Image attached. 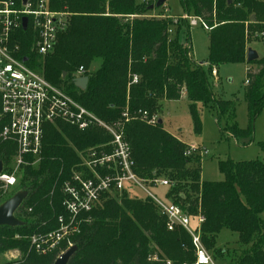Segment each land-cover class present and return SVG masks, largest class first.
I'll return each mask as SVG.
<instances>
[{
  "label": "trees",
  "instance_id": "16d2710c",
  "mask_svg": "<svg viewBox=\"0 0 264 264\" xmlns=\"http://www.w3.org/2000/svg\"><path fill=\"white\" fill-rule=\"evenodd\" d=\"M13 1L22 6L23 0ZM100 1L49 0L50 8L65 7L73 17L59 34L53 51L43 58L35 52L36 33L32 26L29 24L25 30L19 27L16 43L20 53L32 60L28 64L107 123L122 120L128 96L133 109L149 108L152 112L157 111L162 100L181 99L186 90L197 131L200 120L195 105L203 101L217 110L219 119L229 120L224 132L235 138L252 139L254 122L264 109V93L260 92L264 56L248 61L256 62L259 69L250 68L247 73L249 126L240 129L234 122V102L218 98L212 89L207 62L196 64L189 42L180 41V33L191 26L188 19L138 17L151 10V5L143 7L136 0H111L112 12L107 14L101 11ZM181 3L185 13L192 12L210 28L211 75L212 66L247 62L246 23L252 20V15L256 17L252 23L264 16V0H181ZM185 34L188 41L189 32ZM94 59L100 61V66L90 71ZM81 66L84 75L89 76L85 90L73 83ZM133 75L138 76L136 83H131ZM2 123L1 119L0 127ZM124 134L132 148L136 173L146 181L171 173L170 179L175 182L168 186L170 201L180 205L190 217L204 215L202 239L218 264L226 261L224 250L215 248L216 237L224 227L237 232L242 244H251L237 264H264V221L260 216L264 211L262 160L220 161L224 180H201L200 187L194 185L199 190L196 198L200 211L193 214L181 203L185 195L174 194L184 179L192 183L201 179L200 168L189 167L194 156L186 155L190 146L159 123L151 126L134 120L124 124ZM111 138L98 126L82 130L62 121L46 125L40 163L22 166L18 178L20 189L28 191L16 212L24 225L0 226V250L15 247L27 250L29 236L57 228V217L64 212L62 186L80 162L79 151L107 143ZM15 149L12 142L0 140L4 169L9 168ZM3 194L0 184V204L5 201ZM166 221L148 196H132L128 191L107 195L97 208L84 215L80 233L72 237L78 249L68 264H167L168 261L192 264L195 248L191 235L183 227L169 230ZM16 233L22 237L17 238ZM56 256L57 252L39 255L31 249L24 261L18 263L53 264Z\"/></svg>",
  "mask_w": 264,
  "mask_h": 264
},
{
  "label": "built area",
  "instance_id": "2783aa9c",
  "mask_svg": "<svg viewBox=\"0 0 264 264\" xmlns=\"http://www.w3.org/2000/svg\"><path fill=\"white\" fill-rule=\"evenodd\" d=\"M25 16L28 17V26L30 24L36 33L34 49L37 55L44 56L53 51L58 32V19L50 9L49 0H27L26 4L22 2V6L13 0H0V120L3 122L0 140L12 142L16 148L9 168H3L0 174L1 187L5 191L16 185L22 166L40 163L47 124L62 121L82 130L98 126L112 137L107 143L79 151L80 162L62 186L64 212L57 217V228L29 236L30 249L39 255L57 252V258L74 245L72 237L80 233L84 215L97 208L105 196H117L124 191L132 193L140 189L155 201L161 214L166 216L169 230L183 227L189 232L195 248V261L192 264H218L202 239L204 215L199 214L200 227L192 231L190 215L180 205L164 202L150 190L157 185L169 186L170 181L157 178L151 184L134 170L135 161L131 145L124 134V122H105L28 64L32 60L20 53L16 43L18 29L22 27ZM184 18L190 20V25L201 24L210 29L200 17L186 15ZM84 72L81 66L75 78L85 76ZM212 74H217L215 68ZM137 81L138 76L133 75L131 83ZM139 116L154 123L158 119L148 111H139ZM122 117L129 120V111L123 112ZM200 150L190 146L186 155L206 153ZM167 264L173 263L168 261Z\"/></svg>",
  "mask_w": 264,
  "mask_h": 264
},
{
  "label": "rangeland",
  "instance_id": "374dc122",
  "mask_svg": "<svg viewBox=\"0 0 264 264\" xmlns=\"http://www.w3.org/2000/svg\"><path fill=\"white\" fill-rule=\"evenodd\" d=\"M110 1L111 0L100 1L102 12L107 14L112 12ZM136 1L138 4L143 5L144 7L148 5H155L158 0ZM50 9L56 13L55 17L58 19V38L59 34L68 27L73 16L65 7H63L61 10H56L53 8ZM161 15L177 19L178 17L184 18L186 15L193 16V13L190 12V15L185 13V9L181 3V0H165L162 5L155 6L154 8H151V10L148 9L143 11V15L138 14L136 16L157 17ZM130 17H134V15H131ZM258 20L259 21L256 23H252L255 22L253 19L246 23L245 39L247 50L248 48L256 50L259 58H261L264 56V16L259 17ZM188 21L190 20L188 19ZM208 30L209 29H206L201 24L191 25L189 30L182 31L180 33V41L184 44H188L189 42L192 47L191 58L196 64L207 62L205 67L215 95L218 98L234 102V122L237 124L238 128L247 129L249 126V110L246 100L247 73L250 68H252L253 71H257L259 69V65L256 62L250 63L248 61L245 63H223L217 66H212V68L218 69V74L211 75L210 68L208 67V61L210 59V39L208 37ZM187 31L190 35L188 41L185 34ZM44 56H42V58ZM99 66L100 61L94 59L89 70L94 71ZM63 76L65 77L66 75ZM260 92L264 93V81L262 83ZM131 103L132 101L128 96L125 107L122 111H129L130 118L129 120H124V117H122L124 124L134 120H140L148 125L156 126L158 120L161 119L162 127L167 132L174 135L189 146H195L202 149L200 151H206L204 154L200 152L195 154L189 164L191 169L200 168V181L197 180L195 183H192L190 180L184 179L181 181L182 183L180 187L174 192L175 195H178L179 193H183L185 195V198L184 200H181V203L184 204L185 207H187L193 214L200 211V204L196 198L198 197L197 195H199V190L196 191L194 189V185H199L200 187L201 180H224L225 176L220 170V161L232 160L238 162L260 159L264 162V152L262 151V144L264 143V109L256 118L254 122V133L252 139H249L235 138L233 135L224 132V128H226L229 120H227L225 117L219 119L217 110L211 105L205 104L203 101H198L195 105V108L199 113L200 120V129L197 131L195 129V122L190 107L191 103L188 99L186 90H184V95L181 99L162 100L157 111L151 112L149 108L133 109ZM139 111H148L150 115H156L158 119L155 123L149 122L148 119L139 116ZM20 171L21 169L19 170L17 176L16 185L4 191V194L2 195L3 199L6 200L17 191L24 190L20 189L21 185L18 182ZM169 174H166V177L160 178L169 179L170 184L172 185V182L175 181H171L173 178H171ZM149 182L151 184L154 183L153 180ZM150 190L164 202H169L171 200L167 197L169 193L168 186L157 185ZM131 194L132 196L143 198L147 196L146 193L140 189L133 190ZM260 216L264 221V211L261 212ZM198 218L199 214L190 217V228L194 232L200 227ZM16 235L17 238L22 237V235L19 233H16ZM250 247L251 244L245 245L240 242L239 234L237 232L226 227H224L216 237L215 248L219 249L220 251L223 249V253L226 257V261L222 262L221 264H237L242 258L244 252ZM30 250V246L27 250L21 249L19 247H15L6 251L0 250V264H13L17 261L21 263L24 261ZM209 252L213 255L210 250ZM153 255L155 257L157 256L155 252H153Z\"/></svg>",
  "mask_w": 264,
  "mask_h": 264
},
{
  "label": "water",
  "instance_id": "95a60500",
  "mask_svg": "<svg viewBox=\"0 0 264 264\" xmlns=\"http://www.w3.org/2000/svg\"><path fill=\"white\" fill-rule=\"evenodd\" d=\"M165 2V0H158L155 5H151L150 8H154L155 6H160ZM23 3L26 4L27 0H23ZM253 20L255 19L254 15L251 17ZM28 26V17H23L22 20V27L23 29H27ZM259 58V55L256 50L252 48H248L247 50V61H254ZM26 60V58L24 59ZM63 75H66L64 72ZM74 85L82 90L87 89L89 83V76H81L76 77L73 80ZM158 123L161 124L162 120L159 119ZM4 168V163L0 160V174L2 173ZM28 196L27 190H19L14 193L11 197L6 199L0 204V226H8V227H18L23 226L24 221L19 219L16 216V212L18 208L22 205L23 201ZM78 246L72 245L67 250H65L62 254H60L53 264H68L69 260L71 259L72 255L77 251Z\"/></svg>",
  "mask_w": 264,
  "mask_h": 264
},
{
  "label": "crops",
  "instance_id": "0c3cea01",
  "mask_svg": "<svg viewBox=\"0 0 264 264\" xmlns=\"http://www.w3.org/2000/svg\"><path fill=\"white\" fill-rule=\"evenodd\" d=\"M161 16H164V15H161ZM216 70H217V74H218V69L217 68H215Z\"/></svg>",
  "mask_w": 264,
  "mask_h": 264
}]
</instances>
